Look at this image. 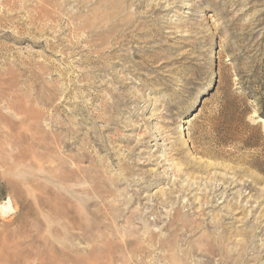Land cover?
<instances>
[{
	"label": "rangeland",
	"instance_id": "374dc122",
	"mask_svg": "<svg viewBox=\"0 0 264 264\" xmlns=\"http://www.w3.org/2000/svg\"><path fill=\"white\" fill-rule=\"evenodd\" d=\"M263 171L264 0H0V264H264Z\"/></svg>",
	"mask_w": 264,
	"mask_h": 264
},
{
	"label": "bare ground",
	"instance_id": "6f19581e",
	"mask_svg": "<svg viewBox=\"0 0 264 264\" xmlns=\"http://www.w3.org/2000/svg\"><path fill=\"white\" fill-rule=\"evenodd\" d=\"M1 209L3 210V211L1 212V213L3 214L4 212H5V213L8 212V209H9V208H7V206H6V207L4 206V207H2ZM10 210H11V209H10ZM5 213H4V214H5ZM8 213H9V212H8ZM174 242H175L174 244H176V241H174ZM174 244H172V245H174ZM174 246H175V245H174ZM177 248H178V247H177ZM170 249H171V248H170ZM178 249H179V248H178ZM173 250L176 251V249H173ZM175 251H173V252L175 253ZM169 252H170V251H169ZM169 252H168V253H169ZM174 253H172V254H174ZM170 254H171V253H170ZM173 256H174V255H172V257H173ZM170 257H171V255H170ZM172 257H171V260H172ZM174 257H175V256H174ZM171 263H172V262H171ZM172 264H173V263H172Z\"/></svg>",
	"mask_w": 264,
	"mask_h": 264
},
{
	"label": "trees",
	"instance_id": "16d2710c",
	"mask_svg": "<svg viewBox=\"0 0 264 264\" xmlns=\"http://www.w3.org/2000/svg\"><path fill=\"white\" fill-rule=\"evenodd\" d=\"M264 172V171H263Z\"/></svg>",
	"mask_w": 264,
	"mask_h": 264
}]
</instances>
